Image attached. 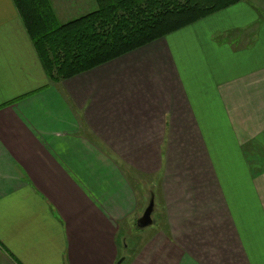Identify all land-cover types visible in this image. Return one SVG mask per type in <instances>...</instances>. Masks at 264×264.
I'll return each mask as SVG.
<instances>
[{
    "label": "crops",
    "instance_id": "crops-1",
    "mask_svg": "<svg viewBox=\"0 0 264 264\" xmlns=\"http://www.w3.org/2000/svg\"><path fill=\"white\" fill-rule=\"evenodd\" d=\"M48 2L59 24L97 9ZM121 258L264 264V0L56 84L0 0V264Z\"/></svg>",
    "mask_w": 264,
    "mask_h": 264
},
{
    "label": "trees",
    "instance_id": "trees-1",
    "mask_svg": "<svg viewBox=\"0 0 264 264\" xmlns=\"http://www.w3.org/2000/svg\"><path fill=\"white\" fill-rule=\"evenodd\" d=\"M241 0H95L59 24L48 0H13L51 84L118 58Z\"/></svg>",
    "mask_w": 264,
    "mask_h": 264
},
{
    "label": "water",
    "instance_id": "water-1",
    "mask_svg": "<svg viewBox=\"0 0 264 264\" xmlns=\"http://www.w3.org/2000/svg\"><path fill=\"white\" fill-rule=\"evenodd\" d=\"M153 211V200L151 199L143 211L141 217L136 221V227L139 229H144L151 225L152 219L151 214ZM122 262V259L118 260L116 264H120Z\"/></svg>",
    "mask_w": 264,
    "mask_h": 264
},
{
    "label": "rangeland",
    "instance_id": "rangeland-1",
    "mask_svg": "<svg viewBox=\"0 0 264 264\" xmlns=\"http://www.w3.org/2000/svg\"><path fill=\"white\" fill-rule=\"evenodd\" d=\"M149 227V226H148ZM137 231H139V230H137ZM128 243V242H127ZM123 254H125V252H123ZM125 256V255H124ZM122 259V258H121Z\"/></svg>",
    "mask_w": 264,
    "mask_h": 264
}]
</instances>
